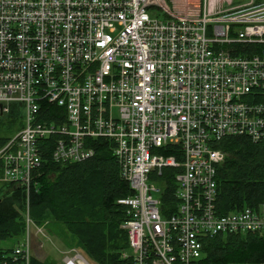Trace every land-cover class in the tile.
I'll list each match as a JSON object with an SVG mask.
<instances>
[{
  "label": "built area",
  "instance_id": "2783aa9c",
  "mask_svg": "<svg viewBox=\"0 0 264 264\" xmlns=\"http://www.w3.org/2000/svg\"><path fill=\"white\" fill-rule=\"evenodd\" d=\"M240 45H264V0H0V119L14 104L24 119L0 149V183L27 192L26 237L11 262L30 264L32 233L46 237L29 212L44 147L56 164L82 163L96 139L113 143L134 192L118 200L126 264H197L208 238L263 235L252 208L216 206L226 158L216 146L264 141V52ZM45 103L60 109L51 122ZM170 145L183 161L158 152ZM166 169L172 205L162 202ZM63 254L90 264L76 249Z\"/></svg>",
  "mask_w": 264,
  "mask_h": 264
},
{
  "label": "trees",
  "instance_id": "16d2710c",
  "mask_svg": "<svg viewBox=\"0 0 264 264\" xmlns=\"http://www.w3.org/2000/svg\"><path fill=\"white\" fill-rule=\"evenodd\" d=\"M235 47L249 56L264 52V45ZM12 107L11 114L0 119V149L24 127L18 105ZM47 107L51 115L46 120L51 122L52 114L60 113V109L42 105L44 109ZM92 144L95 149L92 159L63 165L53 162L50 146L44 147L36 178L39 187L29 195L30 217L48 233H58L57 239L66 248L80 251L91 264H126L122 255L128 251L129 242L121 226L129 216L118 200L133 196L134 192L121 177L113 143L96 139ZM216 148L226 154L216 176L218 214L227 215L244 208L260 212L264 206V141L255 143L246 136L228 137ZM158 152L184 160L179 146L170 145ZM173 174V170L166 169L160 179L166 187L162 202L171 205L176 187ZM26 209L25 188L0 183V242L16 241L12 248L0 247V264H13L9 256L25 240ZM50 225L54 226L47 229ZM30 264L49 263L32 257ZM197 264H264V234H221L208 238Z\"/></svg>",
  "mask_w": 264,
  "mask_h": 264
},
{
  "label": "rangeland",
  "instance_id": "374dc122",
  "mask_svg": "<svg viewBox=\"0 0 264 264\" xmlns=\"http://www.w3.org/2000/svg\"><path fill=\"white\" fill-rule=\"evenodd\" d=\"M22 120L24 124V119ZM260 212L264 215V207L261 208ZM53 226L54 225H50L48 226L47 229H52ZM44 229H45L46 237L38 236V235L34 236V233L31 232L32 233L31 245H32L33 257H37L40 260H47L49 264H65L63 261L64 260L63 253L69 249L66 248L60 242V240L57 239V237H59L58 233L57 234L48 233L45 227ZM14 245H16V241L14 240L0 242V247L4 249L12 248L14 247ZM86 261L88 260L86 259Z\"/></svg>",
  "mask_w": 264,
  "mask_h": 264
},
{
  "label": "crops",
  "instance_id": "0c3cea01",
  "mask_svg": "<svg viewBox=\"0 0 264 264\" xmlns=\"http://www.w3.org/2000/svg\"><path fill=\"white\" fill-rule=\"evenodd\" d=\"M264 207V206H263ZM261 211V210H260ZM260 215H262L264 217V215L260 212Z\"/></svg>",
  "mask_w": 264,
  "mask_h": 264
}]
</instances>
